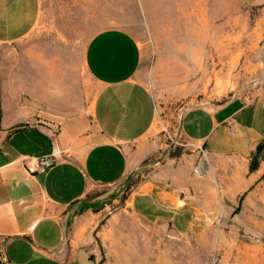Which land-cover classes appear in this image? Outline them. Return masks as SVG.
Masks as SVG:
<instances>
[{
    "label": "crops",
    "instance_id": "crops-1",
    "mask_svg": "<svg viewBox=\"0 0 264 264\" xmlns=\"http://www.w3.org/2000/svg\"><path fill=\"white\" fill-rule=\"evenodd\" d=\"M41 18V0H0V264H78L76 252L85 249L92 222L106 201L122 194L129 148L156 122L134 36L120 28L99 30L80 48L78 62L60 55L58 39ZM179 132L193 157L232 158L249 167L264 145V99L190 108ZM55 148V164L38 167ZM173 178L180 181L176 173ZM156 192L132 195L129 210L140 223L194 225L176 190L163 204ZM118 216L106 227L113 229ZM113 260L153 264L121 255Z\"/></svg>",
    "mask_w": 264,
    "mask_h": 264
},
{
    "label": "rangeland",
    "instance_id": "rangeland-1",
    "mask_svg": "<svg viewBox=\"0 0 264 264\" xmlns=\"http://www.w3.org/2000/svg\"><path fill=\"white\" fill-rule=\"evenodd\" d=\"M41 3L40 25L58 39L61 56L79 62L89 36L105 28L134 36L143 51L139 76L155 102L154 129L129 148L122 194L106 201L83 241L94 264H115L116 255L153 264H264V168L248 184L264 159L253 170L232 158L193 157L179 132L190 108L264 99V0ZM147 188L156 189L161 204L176 190L194 225L140 223L123 206ZM113 214L119 216L107 228Z\"/></svg>",
    "mask_w": 264,
    "mask_h": 264
},
{
    "label": "water",
    "instance_id": "water-1",
    "mask_svg": "<svg viewBox=\"0 0 264 264\" xmlns=\"http://www.w3.org/2000/svg\"><path fill=\"white\" fill-rule=\"evenodd\" d=\"M264 159V147H261L253 160L252 169H256L259 163ZM76 259L78 264H94V261L90 254L84 248H79L76 252Z\"/></svg>",
    "mask_w": 264,
    "mask_h": 264
},
{
    "label": "built area",
    "instance_id": "built-area-1",
    "mask_svg": "<svg viewBox=\"0 0 264 264\" xmlns=\"http://www.w3.org/2000/svg\"><path fill=\"white\" fill-rule=\"evenodd\" d=\"M57 155H59V149L55 148L52 157L38 159L36 165L38 167H44L46 169H49L55 164V159Z\"/></svg>",
    "mask_w": 264,
    "mask_h": 264
},
{
    "label": "trees",
    "instance_id": "trees-1",
    "mask_svg": "<svg viewBox=\"0 0 264 264\" xmlns=\"http://www.w3.org/2000/svg\"><path fill=\"white\" fill-rule=\"evenodd\" d=\"M262 146H264V145H259L258 148H257V151H258ZM257 151H256V153H257ZM256 153H255V154L253 155V157H252V161H251V164H250V169H252L251 167H252L253 160H254V158H255V156H256ZM123 208H124V209H129V206H128L127 204H125V205L123 206ZM92 259H93V258H92Z\"/></svg>",
    "mask_w": 264,
    "mask_h": 264
}]
</instances>
